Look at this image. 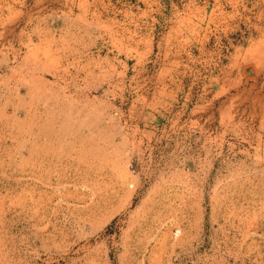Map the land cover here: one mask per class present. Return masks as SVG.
<instances>
[{"label": "rangeland", "instance_id": "obj_1", "mask_svg": "<svg viewBox=\"0 0 264 264\" xmlns=\"http://www.w3.org/2000/svg\"><path fill=\"white\" fill-rule=\"evenodd\" d=\"M0 264H264V0H0Z\"/></svg>", "mask_w": 264, "mask_h": 264}]
</instances>
